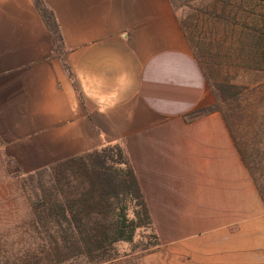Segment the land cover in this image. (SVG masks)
<instances>
[{"label":"crops","instance_id":"0c3cea01","mask_svg":"<svg viewBox=\"0 0 264 264\" xmlns=\"http://www.w3.org/2000/svg\"><path fill=\"white\" fill-rule=\"evenodd\" d=\"M43 1L60 51L33 0H0V156L32 171L119 143L150 212L193 214L112 264H264V204L224 119L191 118L213 96L172 1Z\"/></svg>","mask_w":264,"mask_h":264},{"label":"trees","instance_id":"16d2710c","mask_svg":"<svg viewBox=\"0 0 264 264\" xmlns=\"http://www.w3.org/2000/svg\"><path fill=\"white\" fill-rule=\"evenodd\" d=\"M254 1L214 0L211 12L203 14H210L218 24L217 28L225 24L221 26V36L224 39L227 38V29L232 31L238 27L242 34V38L241 35L237 38L238 43L245 41V45L254 52L258 49L260 60L254 58L257 54L252 57L256 63L253 68L264 71V29L258 26L255 12L249 10V7L255 5ZM33 2L55 36L56 51H60L61 36L53 13L43 0ZM245 30L248 32H243ZM196 60L207 80L205 65L197 58ZM209 85L216 106L198 109L191 113V118L212 112L222 115L264 204V167H259L246 158L242 143L235 134V124L230 119L233 112H246L243 117L246 121L242 120L241 126L248 125L255 131L264 132V84L248 88L222 79L211 81ZM244 99L246 103L243 105ZM259 143L260 140L255 142ZM61 165L66 166L60 178L63 188L55 185L53 194L50 192L42 195L39 199L40 208L35 210L40 220L47 218L50 226L45 229L53 233L52 250L55 257L49 259L51 264H60L78 255L86 257L93 264L110 261L113 259L111 249L115 243L132 242L138 228L151 226L150 212L140 184L119 143H108L98 149L86 151L58 166ZM69 166H73L76 171L67 175ZM64 188L72 194L67 195Z\"/></svg>","mask_w":264,"mask_h":264},{"label":"rangeland","instance_id":"374dc122","mask_svg":"<svg viewBox=\"0 0 264 264\" xmlns=\"http://www.w3.org/2000/svg\"><path fill=\"white\" fill-rule=\"evenodd\" d=\"M171 1L180 16L193 55L205 65L208 85L211 81L222 79L248 88L264 84V71L253 68L256 63L252 57L257 54L254 58L260 60L258 49L254 52L245 45V41L242 44L238 43V36L241 35L242 38L238 27L233 28L232 31L227 29V38L224 39L221 36L223 33L221 26L225 24L217 28L218 24L213 21L210 14H203V12H211L214 0ZM253 4L255 5L249 7V10L255 12L254 17L259 22L258 26L264 29L262 27L264 0H255ZM218 29L220 32H217ZM243 32L246 33L248 30ZM224 33L226 34V31ZM208 87L212 92L213 100L201 108L216 106L212 88L210 85ZM245 103L246 100H242V104ZM232 114L230 119L235 124V134L242 143L246 158L249 162L264 167V132L255 131L248 125L241 126L242 120L246 121L243 118L246 112ZM259 140L260 143L255 144ZM127 159L129 161L128 156ZM58 165L59 163L50 164L28 171L20 168L12 159L7 160L0 156V264H51L49 259L55 257L52 250L53 233L45 229L46 226H50L47 224V218L40 220L35 210L40 208L39 199L42 195L50 192L53 194L55 185L63 186L60 178L66 166ZM75 171L73 166H69L66 174L70 175ZM64 192L67 195L72 194L65 188ZM146 205L148 207V203ZM150 216L152 222L150 227L138 228L132 242L115 243L111 249L113 259L98 264H112L126 257H139L160 251L176 238L177 222L193 220V214L175 211L150 212ZM156 242L158 244L155 245ZM60 264L93 263H90L86 257L78 255Z\"/></svg>","mask_w":264,"mask_h":264}]
</instances>
